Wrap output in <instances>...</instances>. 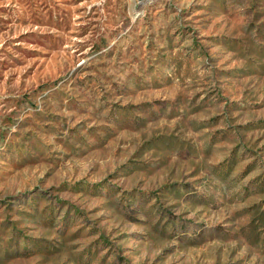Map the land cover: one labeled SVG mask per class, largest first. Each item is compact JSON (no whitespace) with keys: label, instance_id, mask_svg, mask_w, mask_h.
<instances>
[{"label":"rangeland","instance_id":"1","mask_svg":"<svg viewBox=\"0 0 264 264\" xmlns=\"http://www.w3.org/2000/svg\"><path fill=\"white\" fill-rule=\"evenodd\" d=\"M0 264H264V0H0Z\"/></svg>","mask_w":264,"mask_h":264}]
</instances>
